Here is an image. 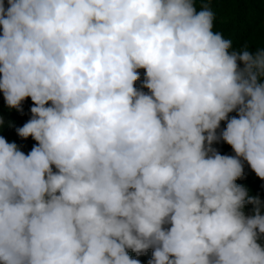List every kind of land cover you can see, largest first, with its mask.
<instances>
[{"label":"clouds","instance_id":"clouds-1","mask_svg":"<svg viewBox=\"0 0 264 264\" xmlns=\"http://www.w3.org/2000/svg\"><path fill=\"white\" fill-rule=\"evenodd\" d=\"M213 3L0 0V92L31 99L36 142L0 136V264H264V202L236 183L245 161L264 180V42Z\"/></svg>","mask_w":264,"mask_h":264},{"label":"trees","instance_id":"trees-1","mask_svg":"<svg viewBox=\"0 0 264 264\" xmlns=\"http://www.w3.org/2000/svg\"><path fill=\"white\" fill-rule=\"evenodd\" d=\"M212 7L216 13L215 30L223 32L235 43L247 41L252 47H257L264 42V0H214ZM139 71L141 80L137 81L135 85L138 88L144 77V70ZM143 90L148 91L147 89ZM31 106L32 101L28 98L23 102V113L9 109L4 102L2 92H0V116H3L5 121L3 127L0 128V136L9 142H16L25 154L31 150L36 142L31 137L27 140L21 139L16 133V128L23 126L29 120ZM229 115L233 116L235 113ZM224 127H226V122L222 121L221 129ZM213 147L222 155H234L231 147L223 141L213 144ZM236 183L244 185L249 190L250 196H259L264 202V180L256 176L246 161L244 162V176L238 179ZM252 207V205H246L245 212L250 213ZM129 255L139 259L141 264H148L152 252L149 250L142 256H136L134 252H131Z\"/></svg>","mask_w":264,"mask_h":264}]
</instances>
